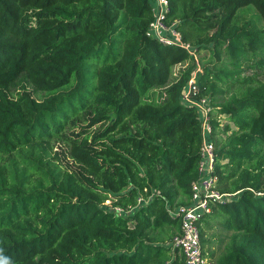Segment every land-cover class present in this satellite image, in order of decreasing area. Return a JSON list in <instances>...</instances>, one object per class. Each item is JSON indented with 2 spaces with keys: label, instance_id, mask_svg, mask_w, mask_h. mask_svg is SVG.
Returning a JSON list of instances; mask_svg holds the SVG:
<instances>
[{
  "label": "trees",
  "instance_id": "16d2710c",
  "mask_svg": "<svg viewBox=\"0 0 264 264\" xmlns=\"http://www.w3.org/2000/svg\"><path fill=\"white\" fill-rule=\"evenodd\" d=\"M167 1L196 55L148 33L154 0H0L4 264H183L192 76L230 193L198 221L206 264H264V0Z\"/></svg>",
  "mask_w": 264,
  "mask_h": 264
},
{
  "label": "built area",
  "instance_id": "2783aa9c",
  "mask_svg": "<svg viewBox=\"0 0 264 264\" xmlns=\"http://www.w3.org/2000/svg\"><path fill=\"white\" fill-rule=\"evenodd\" d=\"M155 17L149 24L148 33L158 37L166 43H173L186 48L190 53L195 52L190 49L181 34L173 26L164 22V15L167 10V0H154ZM193 76L188 81V86L183 89L185 101L197 106L201 115V137L202 144L200 149V159L198 164L199 177L191 182L190 202L180 207L181 231L173 236L171 243L177 245L184 255L183 264H206L203 248L200 240L198 221L205 212L210 209L212 200H224L230 193H221L215 186L217 175L213 172L214 149L208 133L210 125L208 123L209 105L205 99L194 100L190 91L195 88L192 85ZM116 210H120L118 206Z\"/></svg>",
  "mask_w": 264,
  "mask_h": 264
},
{
  "label": "rangeland",
  "instance_id": "374dc122",
  "mask_svg": "<svg viewBox=\"0 0 264 264\" xmlns=\"http://www.w3.org/2000/svg\"><path fill=\"white\" fill-rule=\"evenodd\" d=\"M196 55V54H195ZM179 64L175 65L174 69L176 70V68L178 67ZM196 65H198V61H196ZM64 146L62 145V143L60 141H57L53 144V150L54 149H63Z\"/></svg>",
  "mask_w": 264,
  "mask_h": 264
},
{
  "label": "clouds",
  "instance_id": "9594fccd",
  "mask_svg": "<svg viewBox=\"0 0 264 264\" xmlns=\"http://www.w3.org/2000/svg\"><path fill=\"white\" fill-rule=\"evenodd\" d=\"M0 264H4V261L3 260H0Z\"/></svg>",
  "mask_w": 264,
  "mask_h": 264
}]
</instances>
